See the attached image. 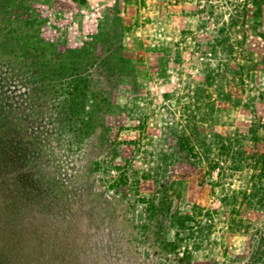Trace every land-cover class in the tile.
Here are the masks:
<instances>
[{
    "label": "rangeland",
    "instance_id": "rangeland-1",
    "mask_svg": "<svg viewBox=\"0 0 264 264\" xmlns=\"http://www.w3.org/2000/svg\"><path fill=\"white\" fill-rule=\"evenodd\" d=\"M131 5L0 0V264H264V0Z\"/></svg>",
    "mask_w": 264,
    "mask_h": 264
},
{
    "label": "crops",
    "instance_id": "crops-1",
    "mask_svg": "<svg viewBox=\"0 0 264 264\" xmlns=\"http://www.w3.org/2000/svg\"><path fill=\"white\" fill-rule=\"evenodd\" d=\"M147 1L155 2L157 0H147ZM125 2H131L132 3V5L130 7L131 9L128 10V14H129V12H131V14H132V15L130 14L132 16L131 21L134 23V27H133L134 29L131 33L130 39H133L132 42L134 43L135 47H139L141 45V37L140 36L142 34V29H143L142 28V22L143 21H142V17H141L142 12H141L140 7H139L141 0H125ZM177 5H178V7L176 9H178V12L180 13L182 10L181 5H180V1ZM125 19H128V16H126ZM177 32H178V29H177ZM151 43H152L151 45L153 48H150V50L152 52H155L156 54H157V52H160L159 56L162 55L163 54L162 52L164 51V47H165L166 43L163 42V40L156 42V43H154V42H151ZM158 45H159V48H158ZM167 45L169 46L170 44H167ZM172 46L175 47V45H172ZM148 57L153 59V57L150 55Z\"/></svg>",
    "mask_w": 264,
    "mask_h": 264
}]
</instances>
